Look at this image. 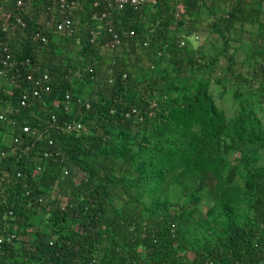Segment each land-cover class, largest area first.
Returning a JSON list of instances; mask_svg holds the SVG:
<instances>
[{"label":"trees","instance_id":"trees-1","mask_svg":"<svg viewBox=\"0 0 264 264\" xmlns=\"http://www.w3.org/2000/svg\"><path fill=\"white\" fill-rule=\"evenodd\" d=\"M18 1L0 264H264V0Z\"/></svg>","mask_w":264,"mask_h":264},{"label":"built area","instance_id":"built-area-1","mask_svg":"<svg viewBox=\"0 0 264 264\" xmlns=\"http://www.w3.org/2000/svg\"><path fill=\"white\" fill-rule=\"evenodd\" d=\"M149 1L150 0H112V4L115 5V7H117V9H123V8H125L128 5H131L134 8H140V7H143ZM60 2L62 3V5H64L65 0H60ZM18 3L21 4V1L19 0ZM108 15H109V13L106 11V12H103L101 15H99V17H101V18H105L106 17L107 18ZM69 26H70V22H69V20H66L63 24H60L58 26V29L59 30H65ZM118 42H119L118 36L115 34L114 37H113V41L108 43L107 46H114L115 44H118ZM1 64H2V66L0 67V77L2 75H4L6 67L9 66L10 57L7 56L5 59H3ZM48 79H49V76L48 75H44L43 80L44 81H48ZM41 82L42 81H40V83ZM45 89H46V91H48L49 87H46ZM67 98H69V97H67ZM25 104H26V102L23 101L22 105H25ZM80 128H81V124L76 125V129H80ZM24 131L25 132L29 131V128L28 127L24 128Z\"/></svg>","mask_w":264,"mask_h":264},{"label":"rangeland","instance_id":"rangeland-1","mask_svg":"<svg viewBox=\"0 0 264 264\" xmlns=\"http://www.w3.org/2000/svg\"><path fill=\"white\" fill-rule=\"evenodd\" d=\"M244 37V43L245 44H247L248 42H249V35H247V34H245V35H243ZM205 37L206 36H200V38H197V39H194L193 38V41H192V43H193V45L196 47V46H199L200 44H203L204 43V41H205ZM232 45H234V44H232ZM239 47H241V44L240 45H238V48ZM233 49V48H232ZM237 58L239 59V61L240 60H243V58H244V53H243V48H241V49H239L238 50V53H237Z\"/></svg>","mask_w":264,"mask_h":264}]
</instances>
